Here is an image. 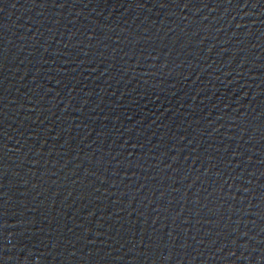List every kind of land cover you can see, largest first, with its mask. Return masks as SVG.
Masks as SVG:
<instances>
[{
  "label": "water",
  "instance_id": "water-1",
  "mask_svg": "<svg viewBox=\"0 0 264 264\" xmlns=\"http://www.w3.org/2000/svg\"><path fill=\"white\" fill-rule=\"evenodd\" d=\"M0 264H264V0H0Z\"/></svg>",
  "mask_w": 264,
  "mask_h": 264
}]
</instances>
